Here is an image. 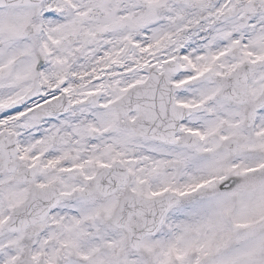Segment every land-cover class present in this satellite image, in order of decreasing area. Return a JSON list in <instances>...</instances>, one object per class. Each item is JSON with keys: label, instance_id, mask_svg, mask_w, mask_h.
Instances as JSON below:
<instances>
[{"label": "snow or ice", "instance_id": "snow-or-ice-1", "mask_svg": "<svg viewBox=\"0 0 264 264\" xmlns=\"http://www.w3.org/2000/svg\"><path fill=\"white\" fill-rule=\"evenodd\" d=\"M0 264H264V0H0Z\"/></svg>", "mask_w": 264, "mask_h": 264}]
</instances>
